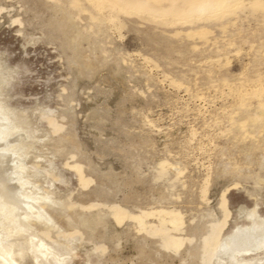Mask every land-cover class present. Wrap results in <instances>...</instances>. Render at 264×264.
<instances>
[{"label":"rangeland","instance_id":"obj_1","mask_svg":"<svg viewBox=\"0 0 264 264\" xmlns=\"http://www.w3.org/2000/svg\"><path fill=\"white\" fill-rule=\"evenodd\" d=\"M0 66V195L52 220L0 264H264V0H0Z\"/></svg>","mask_w":264,"mask_h":264},{"label":"bare ground","instance_id":"obj_2","mask_svg":"<svg viewBox=\"0 0 264 264\" xmlns=\"http://www.w3.org/2000/svg\"><path fill=\"white\" fill-rule=\"evenodd\" d=\"M10 132H11V128L4 127L2 132H0V140H6V138L10 134ZM3 150L8 151L9 148L4 147ZM18 168H20L21 170L23 169L22 166H19ZM16 179L19 180V182H20L19 185L21 188L23 187L24 184L29 183L27 180L22 179L21 177H18V176L16 177ZM18 195H19V197L22 198V203L24 204V207H25V208H23V211L21 212V214H17V211L21 208L19 205H17L16 203L6 202L2 198V196L0 195V229H1V231L3 230V231L7 232L3 238L0 237V246L3 245V243H4L3 240L7 241V239L9 237H11L13 235H19V234H24L25 232H28L29 227L27 226V224H29L33 215H35V217L39 220L44 219L47 222H52L49 215L45 214V212L41 208V205L37 204V202L34 201L35 198L32 196V194L20 193ZM260 225L261 224L255 225V227L253 226V228L256 229ZM239 232L240 231H238V233ZM28 235L31 238L35 236L32 232L29 233ZM236 237H237V235H234V236L228 238L226 241L222 242L221 248L224 249V248H228V247H231L232 245H234ZM248 237L251 238V241H252L254 236H252V233H249ZM37 241H38V247H40V248L44 247L45 248L46 244L43 241H41V238H39L38 236H37ZM263 245H264V240H261V241L256 243L255 247H259V246H263ZM249 251H251L250 244L245 245L244 248H238V247L234 248L233 254L241 256V253H248ZM0 257H2L1 253H0ZM35 258L37 259V263L41 262L40 260H38V258L36 256H35ZM4 260H5V258H4Z\"/></svg>","mask_w":264,"mask_h":264},{"label":"clouds","instance_id":"obj_3","mask_svg":"<svg viewBox=\"0 0 264 264\" xmlns=\"http://www.w3.org/2000/svg\"><path fill=\"white\" fill-rule=\"evenodd\" d=\"M0 72H6L5 68L3 66H0ZM3 114L0 113V124H3ZM0 132H2V128H0Z\"/></svg>","mask_w":264,"mask_h":264}]
</instances>
